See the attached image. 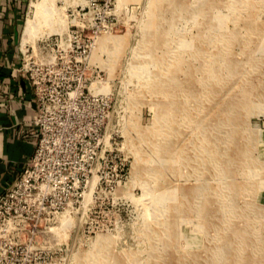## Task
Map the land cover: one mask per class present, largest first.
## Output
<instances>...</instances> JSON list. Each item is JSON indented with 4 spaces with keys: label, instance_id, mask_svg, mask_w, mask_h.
<instances>
[{
    "label": "rangeland",
    "instance_id": "rangeland-1",
    "mask_svg": "<svg viewBox=\"0 0 264 264\" xmlns=\"http://www.w3.org/2000/svg\"><path fill=\"white\" fill-rule=\"evenodd\" d=\"M87 1L30 0L22 64L56 54ZM234 1L108 0L86 67L111 102V192L16 264H264V0Z\"/></svg>",
    "mask_w": 264,
    "mask_h": 264
},
{
    "label": "built area",
    "instance_id": "built-area-1",
    "mask_svg": "<svg viewBox=\"0 0 264 264\" xmlns=\"http://www.w3.org/2000/svg\"><path fill=\"white\" fill-rule=\"evenodd\" d=\"M87 3L75 30L66 39L55 36L56 54L22 64L35 101L36 142L25 168L0 197V264H16L18 249L48 243L64 214L78 213L92 198L111 192L104 176L111 102L90 89L102 77L86 66L95 40L113 30L112 13L108 0Z\"/></svg>",
    "mask_w": 264,
    "mask_h": 264
},
{
    "label": "crops",
    "instance_id": "crops-1",
    "mask_svg": "<svg viewBox=\"0 0 264 264\" xmlns=\"http://www.w3.org/2000/svg\"><path fill=\"white\" fill-rule=\"evenodd\" d=\"M29 2L0 0V197L35 150V101L19 48Z\"/></svg>",
    "mask_w": 264,
    "mask_h": 264
},
{
    "label": "bare ground",
    "instance_id": "bare-ground-1",
    "mask_svg": "<svg viewBox=\"0 0 264 264\" xmlns=\"http://www.w3.org/2000/svg\"><path fill=\"white\" fill-rule=\"evenodd\" d=\"M241 5V1H234L232 3V9H236L238 5ZM38 6L36 5L35 2H32V4L30 5V9L27 11V21L24 27V31L21 37V42L20 45L23 46L24 44L28 43L29 40L32 38V36L34 35V28H33V24L35 22V17L36 14L38 12ZM61 36V35H60ZM219 77H221V73L218 75H213V80L217 81L219 80ZM224 173H228L226 171V169L223 171ZM207 224V223H206Z\"/></svg>",
    "mask_w": 264,
    "mask_h": 264
}]
</instances>
